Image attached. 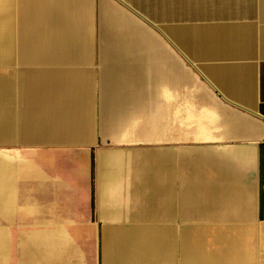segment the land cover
Instances as JSON below:
<instances>
[{
  "label": "crops",
  "instance_id": "obj_1",
  "mask_svg": "<svg viewBox=\"0 0 264 264\" xmlns=\"http://www.w3.org/2000/svg\"><path fill=\"white\" fill-rule=\"evenodd\" d=\"M0 264H264V0H0Z\"/></svg>",
  "mask_w": 264,
  "mask_h": 264
},
{
  "label": "rangeland",
  "instance_id": "obj_2",
  "mask_svg": "<svg viewBox=\"0 0 264 264\" xmlns=\"http://www.w3.org/2000/svg\"><path fill=\"white\" fill-rule=\"evenodd\" d=\"M13 42H14V40H13ZM154 113H155V111H153V114ZM156 124L158 125V117H153L152 118V125L155 126Z\"/></svg>",
  "mask_w": 264,
  "mask_h": 264
}]
</instances>
